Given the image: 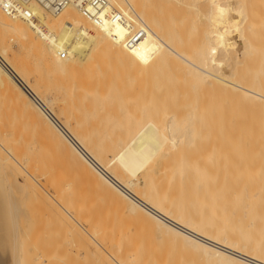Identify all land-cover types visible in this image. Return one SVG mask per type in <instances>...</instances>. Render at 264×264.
<instances>
[{"label": "bare ground", "instance_id": "bare-ground-1", "mask_svg": "<svg viewBox=\"0 0 264 264\" xmlns=\"http://www.w3.org/2000/svg\"><path fill=\"white\" fill-rule=\"evenodd\" d=\"M108 1L125 22L0 7V264L55 224L85 230L97 264H264V0Z\"/></svg>", "mask_w": 264, "mask_h": 264}, {"label": "rangeland", "instance_id": "rangeland-1", "mask_svg": "<svg viewBox=\"0 0 264 264\" xmlns=\"http://www.w3.org/2000/svg\"><path fill=\"white\" fill-rule=\"evenodd\" d=\"M251 2L253 1V3H255L256 2V0H250ZM247 2L249 3V0H247ZM250 2V3H251ZM244 32H246V31H244ZM192 33V32H191ZM196 33V32H195ZM195 33H193V34H195ZM198 33L199 34H201L200 33V30L198 31ZM187 34L190 36V37H194V36H196V34L195 35H193V34H191L190 35V32L188 33L187 32ZM199 34H197V35H199ZM193 35V36H192ZM189 36H187V37H189ZM190 37H189V39H190ZM201 37V36H200ZM186 39V38H185ZM198 39V38H197ZM191 40H193L192 38H191ZM199 41H200V38L198 39ZM256 40H257V38H256ZM255 40V41H256ZM258 40H260V39H258ZM257 40V43H255L254 41L251 43V44H258V43H260L259 41ZM186 44H187V42L186 41H184ZM191 41L189 40V42H188V48H190V43ZM190 43V44H189ZM197 43V44H196ZM199 42H197V40H196V42H195V40L193 41V44H196V46L197 45H199L198 44ZM192 44V45H193ZM259 45V44H258ZM195 46V45H194ZM260 46V45H259ZM259 46H252L250 49H251V53H254L255 52V54H251L252 56V59H253V61L251 60H249V59H245V58H247V56H248V51H249V54H250V49L249 50H245V52H247L246 53V55H245V57L244 58H242V60L244 59V60H246L245 62H247L248 63V65H249V63L250 64H252V62H254V61H256L257 59H254V58H258L259 57V54H258V52H257V50L256 49H259L260 50V48H261V46H262V43H261V46L259 47ZM254 47H257L255 50H252ZM12 48H13V51H15V52H17V53H20L21 52V50H20V47L17 45V44H13L12 45ZM263 48V47H262ZM187 50H190V49H187ZM191 50H192V52L194 53L195 51H196V49H194L195 51H193V48H191ZM261 51V50H260ZM256 52H257V54H256ZM235 55V56H234ZM254 55H256V56H254ZM232 56H234V58L233 59H231V60H233L234 62L236 61V60H238V61H240L241 60V58H240V60H239V58H237V54H234L233 53V55ZM237 59H236V58ZM232 58V57H231ZM235 59V60H234ZM230 60V61H231ZM243 60V61H244ZM249 60V61H248ZM233 61H231V63L233 64ZM238 67H241V66H238ZM243 68V66L239 69V68H236V69H238L236 72H237V74L236 75H238V74H241L243 71H247V70H244V68ZM246 69V68H245ZM243 70V71H242ZM238 71H239V73H238ZM240 71H242L241 73H240ZM246 73V72H245ZM242 74H244V73H242ZM239 76V75H238ZM221 92V91H220ZM222 93V92H221ZM220 93V94H221ZM222 95V97H223V95L224 94H221ZM221 95H220V98L222 99V97H221ZM227 96V95H226ZM226 96L224 95V98H226ZM229 98V96L227 97V99ZM226 99V107H230V106H233V107H230L229 109L230 110H232L233 111V109H234V107H235V102L233 101V99L231 100L230 98L227 100ZM224 101H225V99H224ZM232 102H234L232 105L230 104V103H232ZM3 101H1L0 100V108L1 109H4V107L5 106H2V105H4L5 103H3ZM224 103V104H225ZM253 107H256L255 106V104H250V103H247V104H245V105H240L239 107H237V112H241L242 113V111L245 109V111L247 110V112L246 113H248V115L249 114H251L252 115V113L254 112L252 109V106ZM251 106V107H250ZM263 108V107H262ZM261 108V109H262ZM253 111V112H251V110ZM228 110V109H227ZM225 111V110H224ZM227 112V111H226ZM245 113V112H244ZM228 114V113H227ZM226 114V115H227ZM229 114H231V113H229ZM255 114V113H254ZM259 114H261V113H259ZM232 115H236L235 113H233ZM247 115V114H246ZM262 115H264V109H263V112H262ZM250 116V115H249ZM195 157V156H194ZM188 158V157H187ZM186 158V159H187ZM197 158V157H196ZM196 158H193V159H195L196 160ZM172 159V158H171ZM189 159H190V161L189 162H191V163H193L195 160H193L192 158H190L189 157ZM199 159V158H198ZM192 160H193V162H192ZM198 162L200 161V160H197ZM197 162V163H198ZM195 163H196V161H195ZM200 163V162H199ZM188 167V166H187ZM244 175H245V173L244 172H241V173H237V172H235V171H232V174H230L229 176H228V180H225L224 181V183L223 184H225L226 185V187L228 188V190H229V192H228V196H229V202H230V204H234V202H232V200H234L235 199V195H234V193L236 192V190L237 189H240L241 188V184H239V185H235L234 184V179H236V177L238 178H241V179H243V177H244ZM143 183V182H142ZM231 207H232V205H231ZM42 208V207H41ZM100 207L97 205H95V206H89V205H86L85 204V206L84 207H82V209H83V211L84 212H87V213H91V215L93 214V217L94 216H96V215H98L100 212H101V208L99 209ZM243 208V207H242ZM30 209H32V208H30ZM33 210V209H32ZM100 211V212H99ZM96 213V214H95ZM250 217V215H245V214H241V215H238V214H236L235 212H234V208H233V210L231 211V213L230 214H225L224 213V216H222V218H223V220L227 223V225H231L232 227H230L231 228V232H236L237 231V229H235L237 226L236 225H244V223L246 222V220H248V218ZM89 219H91V218H89ZM95 219V220H94ZM94 219H93V221H95V223L93 222V221H91V220H87V221H90L91 223L93 222L94 224H96V222L98 221L95 217H94ZM84 221V220H83ZM42 222H43V220H42ZM41 222V223H42ZM45 222H46V220H45ZM44 222V223H45ZM48 223V222H47ZM81 224L82 225H84L85 223H83V222H81ZM99 224V223H98ZM46 226H47V224H45ZM58 225V224H57ZM56 224L54 225V228H52V229H55L56 228V230L54 231H52V233L51 232H49V233H51L52 234V236L51 235H49L48 234V232L46 233V231L44 230V229H46V230H49V228L48 227H46V228H44L43 226L41 227V228H44V229H42V230H39V232L37 233V235H36V238L39 240L38 242L36 241V244H34V245H36V246H38V247H35V250L37 249V251L36 252H38V253H36L35 252V250H33L32 248L34 247L33 245H32V243H35V240H33L32 238H35V236L34 237H32V231L33 230H35L34 229V227H33V225H30V228H31V226L33 227V228H31V229H29L30 231H27L28 232V234H29V232H30V234L28 235L29 237H27V239L28 240H30L31 241V244H30V241H28V240H26V241H28L27 242V244H28V246L29 247H27V249L29 250L28 252H27V264H52V263H50V262H48V260H47V256L48 255H54V254H50V250L47 248V247H50L51 246V244H52V241H53V239H51L52 241H50V240H48L47 238H45L44 236L46 235V234H48V236H51V238L54 236V240H56V238L58 239V238H60V239H58V242H63L64 241V245L65 246H63V247H65V248H63L62 247V250L60 249L58 252H56L55 253V256H56V258H57V260H55L53 263L54 264H71L73 261H75V258L78 256V255H80V256H78V258L79 257H81L80 259L81 260H84L85 259V261H86V259L88 260V261H86L85 262V264H97V263H95V262H97V260L95 259V257L93 256V252H94V250H93V248L95 247V243L93 244L92 243V239L91 238H88V236L86 237V234H84V233H86L85 232V230H84V232H83V230L80 228V229H78V228H76V227H72V226H70V230L72 231V232H70L69 231V229H67V230H65L64 229V227L61 225H59V227L57 226ZM57 226V227H56ZM60 228V229H59ZM84 228H85V226H84ZM243 228V227H242ZM33 229V230H32ZM51 229V230H52ZM74 229H76V231L74 230ZM87 229V228H86ZM32 230V231H31ZM37 230H38V228H37ZM50 230V231H51ZM58 230V231H57ZM65 230V231H64ZM36 231V230H35ZM41 231V232H40ZM78 231V232H77ZM56 232V233H55ZM65 232V233H64ZM35 233V232H34ZM57 234V235H56ZM56 235V236H55ZM37 236H39V237H37ZM60 236V237H59ZM46 237H47V235H46ZM56 237V238H55ZM45 239H47L46 241H45ZM48 241H50L49 243H48ZM57 241V240H56ZM94 242V241H93ZM41 243V244H40ZM47 243V244H46ZM51 243V244H50ZM49 244V245H48ZM62 244V243H61ZM31 245V246H30ZM40 245V246H39ZM48 245V246H47ZM33 246V247H32ZM94 246V247H93ZM81 248L80 249V252L79 253H77V248ZM47 248V249H46ZM84 248V249H83ZM38 249H39V251H38ZM45 249V250H44ZM86 251V253H85V255L83 254L84 253V251ZM32 251V252H31ZM48 251V252H47ZM64 251V252H63ZM60 252V253H59ZM62 252V253H61ZM36 253V254H35ZM39 256H38V255ZM45 254V255H44ZM59 254V255H58ZM63 254V255H62ZM35 255H36V257H35ZM40 255H44V256H40ZM47 255V256H46ZM38 256V257H37ZM63 256V257H62ZM40 257V258H39ZM84 257H86V258H84ZM65 259V260H62V259ZM66 258H67V260H66ZM83 258V259H82ZM59 259V260H58ZM61 259V260H60ZM79 259V260H80ZM76 260H77V258H76ZM66 261V262H65ZM64 262V263H63ZM76 262V261H75ZM74 263V262H73ZM81 264H83V263H81Z\"/></svg>", "mask_w": 264, "mask_h": 264}, {"label": "built area", "instance_id": "built-area-1", "mask_svg": "<svg viewBox=\"0 0 264 264\" xmlns=\"http://www.w3.org/2000/svg\"><path fill=\"white\" fill-rule=\"evenodd\" d=\"M46 8L51 14H59L66 7L74 5L83 16L96 24H104L105 19L116 18L125 22L124 16L111 8L108 0H0V7L9 16L34 20L32 6Z\"/></svg>", "mask_w": 264, "mask_h": 264}]
</instances>
